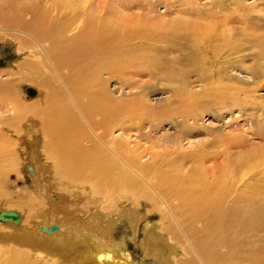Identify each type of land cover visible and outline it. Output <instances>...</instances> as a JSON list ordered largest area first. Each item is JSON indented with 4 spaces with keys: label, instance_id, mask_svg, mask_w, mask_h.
Listing matches in <instances>:
<instances>
[{
    "label": "bare ground",
    "instance_id": "bare-ground-1",
    "mask_svg": "<svg viewBox=\"0 0 264 264\" xmlns=\"http://www.w3.org/2000/svg\"><path fill=\"white\" fill-rule=\"evenodd\" d=\"M94 1L0 0V54L10 47L15 83H31L18 130L27 186L22 206L0 187V264H264V152L235 153L234 137L216 148L145 146L149 139L139 132L132 140L131 129L170 109L116 99L107 88L112 80L123 87L132 69L158 73L168 54L186 49L171 60L181 81L212 71L222 48L231 56L253 44L264 57V36L247 31L258 16L240 13L237 2L230 10L229 0L192 2L182 11L193 20L148 15L133 25L121 0ZM234 21L244 27L230 28ZM44 74L69 104L62 114ZM8 89L0 82V95ZM127 111L145 117L125 119Z\"/></svg>",
    "mask_w": 264,
    "mask_h": 264
},
{
    "label": "rangeland",
    "instance_id": "rangeland-1",
    "mask_svg": "<svg viewBox=\"0 0 264 264\" xmlns=\"http://www.w3.org/2000/svg\"><path fill=\"white\" fill-rule=\"evenodd\" d=\"M98 1L95 0L94 2L97 3ZM222 1L121 0L120 2L122 5L121 13L125 18H129L128 20L134 25L148 15L158 22L160 20L165 23H170L175 19L183 20L188 18L187 20H193L182 11L185 6L187 8L193 2L198 7L206 8L213 3ZM235 2L242 7H240V13L247 14L249 11V13L251 12L253 15L258 16V18L251 20L254 23L250 22L249 18H247L251 24L257 25L255 28H248L249 30L247 31L264 36V0H229V5H227L230 10L236 9ZM111 3L113 6H116L114 5V1H111ZM195 5L194 7H196ZM150 7L153 8V11L149 13L147 9ZM244 8L248 9V11L244 10ZM239 23V21H234L230 23L232 26L229 24V27L236 28L239 31L244 27L243 24L239 25ZM178 41L179 43L182 42V40ZM199 42L193 43L192 41L191 43L199 45ZM215 44L218 48L221 43H212V45ZM160 46L164 45L160 44ZM250 46V49L245 51V53L242 52L240 54L239 52V54L235 53L236 55L232 53L231 56L222 48L214 64V68L218 69L215 70L213 68L212 71L203 69L206 71L203 74L199 73V70H191L182 81L177 76L179 68L176 67V62L171 63V60L184 58V55H187L188 49L183 52L168 54L166 58L170 59L172 57L170 63L165 66L166 68L161 67L158 73L132 69L133 71L125 77L127 83L121 88L117 81H109L107 88L116 99L131 100L137 97L141 101H147L154 108L166 107L170 109L168 112L165 108L161 109L164 113L166 111V114L160 115L161 117H154L152 126L148 124L151 118H144L145 122L141 128L133 127V130L131 129L129 134L132 140L140 132V135H143L142 137L146 136L149 139L148 142L144 140L146 142L145 146H149L151 142H154L158 146L172 149L177 142H180L184 149L191 150L216 148L220 139H222L220 145L223 146L227 138L234 137L236 147L230 149L233 152L241 154L249 152L259 154L261 151L264 152V57L261 55L262 50L259 46L254 47L253 44ZM18 60L10 47L2 49V53L0 54V82L9 83V89L6 91V93L8 92L7 96L5 94L0 95V187L4 192L11 195L10 197L13 200H9H11L12 204L17 203L22 206L20 200L27 183L24 178L18 175L24 153V146L21 145L18 139V130L21 128V123L26 120V115L30 109L28 105H24V97L26 96V89L30 87L31 83H15L17 82L18 74L15 72L14 65ZM12 71L14 74H10ZM43 77H45V74ZM45 78L52 83L51 85L54 88L53 93L57 97V111H60L62 114V111L65 112L69 104H66L67 100L64 98L62 91L50 79V76L46 75ZM179 89L191 92L195 98L194 102L191 100L190 102H187L188 100L185 101ZM14 98L17 105L14 101H11ZM25 106L28 107L25 108ZM182 109H184L183 113H185H178ZM131 114V112L127 111L125 119H133L132 116H134V120L145 117L140 113L141 116L136 113ZM182 119H186L185 124L182 127L177 126L175 123H178ZM115 134H119V131H115ZM154 150L156 151L157 147ZM15 157L18 158L16 161H14ZM148 159L149 155H146L142 161ZM210 164L212 163H208L207 165L209 166ZM255 165L254 161L250 162L251 168L255 167ZM190 166V162L185 164V168L187 169ZM1 199L7 198L3 197ZM152 217L154 218V216ZM142 225L140 224L139 228L140 237ZM121 231L122 228L119 229V232ZM131 244V242L128 244L129 250H136L137 248Z\"/></svg>",
    "mask_w": 264,
    "mask_h": 264
},
{
    "label": "water",
    "instance_id": "water-1",
    "mask_svg": "<svg viewBox=\"0 0 264 264\" xmlns=\"http://www.w3.org/2000/svg\"><path fill=\"white\" fill-rule=\"evenodd\" d=\"M28 92H29V93H32V90L29 89Z\"/></svg>",
    "mask_w": 264,
    "mask_h": 264
}]
</instances>
